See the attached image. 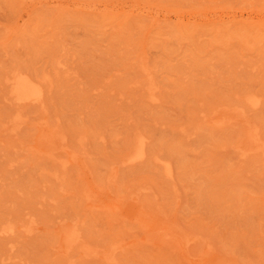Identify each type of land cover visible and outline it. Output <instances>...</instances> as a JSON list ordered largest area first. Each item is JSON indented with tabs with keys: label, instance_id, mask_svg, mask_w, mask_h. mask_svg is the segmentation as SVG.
<instances>
[{
	"label": "rangeland",
	"instance_id": "374dc122",
	"mask_svg": "<svg viewBox=\"0 0 264 264\" xmlns=\"http://www.w3.org/2000/svg\"><path fill=\"white\" fill-rule=\"evenodd\" d=\"M0 264H264V0H0Z\"/></svg>",
	"mask_w": 264,
	"mask_h": 264
},
{
	"label": "bare ground",
	"instance_id": "6f19581e",
	"mask_svg": "<svg viewBox=\"0 0 264 264\" xmlns=\"http://www.w3.org/2000/svg\"><path fill=\"white\" fill-rule=\"evenodd\" d=\"M8 80H9V84L11 86L12 96L19 103L23 104V103H29V102H33V101L42 100V98L44 96V90L42 89L43 85L41 86L40 83L38 82V80L34 79L33 76L31 77L30 75H26L24 73H17L13 77H9ZM251 101L253 104H258V102H259V100L257 98H254V97L253 98L251 97ZM250 129H251V127H250ZM256 134L257 133L254 129L253 130L251 129L249 131L248 136H247L246 141H245L246 145L243 147L244 153H248V151L250 149H259L262 147V144L258 142L259 137H257ZM42 136H43L42 138L46 140L45 145L47 146L48 152L54 154V152H55L54 150H56L60 147H63L64 140H65L64 136L58 135L55 131H47ZM42 138L40 139L41 141H43ZM146 143H147V141L144 137H139V139L137 140L136 145L133 148V150L124 157V159H123L124 162L127 161L129 163H134L140 159H143L146 155ZM51 156H52V154H51ZM169 171H171L170 166H169ZM63 228L65 231V234L63 236L64 246L66 249H70L74 245V243L78 242L80 237L78 235V232H76L77 230H75L74 228L68 229V227H66V224ZM10 230H13V228L8 227L6 229V231H10ZM62 246H63V244H62ZM110 258L113 260V256Z\"/></svg>",
	"mask_w": 264,
	"mask_h": 264
}]
</instances>
